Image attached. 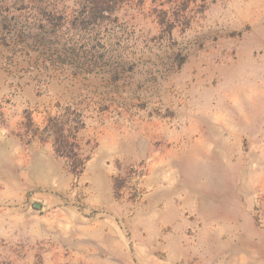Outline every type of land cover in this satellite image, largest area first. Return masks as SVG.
I'll list each match as a JSON object with an SVG mask.
<instances>
[{"label":"rangeland","instance_id":"374dc122","mask_svg":"<svg viewBox=\"0 0 264 264\" xmlns=\"http://www.w3.org/2000/svg\"><path fill=\"white\" fill-rule=\"evenodd\" d=\"M0 264H264V0H0Z\"/></svg>","mask_w":264,"mask_h":264},{"label":"trees","instance_id":"16d2710c","mask_svg":"<svg viewBox=\"0 0 264 264\" xmlns=\"http://www.w3.org/2000/svg\"><path fill=\"white\" fill-rule=\"evenodd\" d=\"M94 7V9L100 10L111 4H119L121 0H87Z\"/></svg>","mask_w":264,"mask_h":264}]
</instances>
